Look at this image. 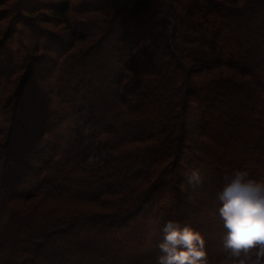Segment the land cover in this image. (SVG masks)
Instances as JSON below:
<instances>
[{
	"label": "trees",
	"instance_id": "1",
	"mask_svg": "<svg viewBox=\"0 0 264 264\" xmlns=\"http://www.w3.org/2000/svg\"><path fill=\"white\" fill-rule=\"evenodd\" d=\"M131 1L27 10L69 35L30 26L49 57L0 67L20 75L0 134V264H157L168 220L230 264L217 193L236 171L264 182V0ZM92 13L104 20L75 17Z\"/></svg>",
	"mask_w": 264,
	"mask_h": 264
},
{
	"label": "clouds",
	"instance_id": "2",
	"mask_svg": "<svg viewBox=\"0 0 264 264\" xmlns=\"http://www.w3.org/2000/svg\"><path fill=\"white\" fill-rule=\"evenodd\" d=\"M199 168L186 174L187 185L195 192L204 183ZM217 193L223 221L222 253L230 264H264V182L248 177L246 171L225 175ZM157 264H207L206 241L200 231L178 220L161 227Z\"/></svg>",
	"mask_w": 264,
	"mask_h": 264
},
{
	"label": "rangeland",
	"instance_id": "3",
	"mask_svg": "<svg viewBox=\"0 0 264 264\" xmlns=\"http://www.w3.org/2000/svg\"><path fill=\"white\" fill-rule=\"evenodd\" d=\"M58 0H0V67L6 65L5 55L11 54L14 57V63L22 59L26 61L37 60L39 57H49V52L42 50V47H39L36 44V39L32 36L31 27H34L39 30L42 37H54L61 41L66 40L69 35L67 27L62 24V21L46 20L51 16L49 11H38V15L29 13H35V10L28 12L29 8L33 7L34 9L36 3H44L48 5L49 3L56 4ZM86 0H73V2H84ZM114 2V0H108ZM134 0L131 1L130 6H133ZM31 3L32 4L31 6ZM37 6V5H36ZM49 7V6H46ZM46 9V8H45ZM104 11V10H102ZM78 20L87 22L90 17V20L93 22L95 20H104L103 13L99 14H89L86 16H75ZM23 20L29 21L28 23L23 22ZM46 39V38H45ZM41 42L44 43L43 40ZM85 46V44H81ZM73 47V46H71ZM78 47V46H76ZM17 59V60H16ZM8 61V60H7ZM23 72H21L22 75ZM19 74V73H18ZM20 76V75H19ZM16 73L11 74V76L4 78L0 75V86L5 84L6 90H0V110L3 113H0V134L3 135L6 132V127L9 122V107L12 105L13 101V92L15 86L17 85V79L19 77ZM16 81V82H15ZM13 91V92H12ZM14 102V101H13ZM11 103V105H10ZM12 111V110H11ZM8 113L7 115H5ZM1 139V137H0ZM93 161L94 159H90ZM1 169V165H0Z\"/></svg>",
	"mask_w": 264,
	"mask_h": 264
}]
</instances>
